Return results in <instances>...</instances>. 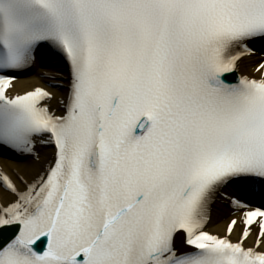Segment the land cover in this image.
<instances>
[{"label":"snow or ice","instance_id":"6c2138e0","mask_svg":"<svg viewBox=\"0 0 264 264\" xmlns=\"http://www.w3.org/2000/svg\"><path fill=\"white\" fill-rule=\"evenodd\" d=\"M7 153L0 264H264V0H0Z\"/></svg>","mask_w":264,"mask_h":264},{"label":"bare ground","instance_id":"6f19581e","mask_svg":"<svg viewBox=\"0 0 264 264\" xmlns=\"http://www.w3.org/2000/svg\"><path fill=\"white\" fill-rule=\"evenodd\" d=\"M260 60V56L257 55L256 57L250 58L245 60L244 64L242 65L243 74L249 75L253 78H258L260 73L255 71V67ZM16 86V93L23 94L27 91L33 90L35 87H43L45 86V81H43L39 75V69H34L25 74V76L20 77L18 80L13 82ZM63 93L57 92V97L59 99ZM54 107L58 105L54 104ZM11 155L7 153V155ZM20 163L15 159H8L6 155H0V168H3L9 174H12L13 170L18 169L20 167ZM217 217L214 215L213 224L210 226V231L213 232H221L225 228L224 223H216Z\"/></svg>","mask_w":264,"mask_h":264}]
</instances>
